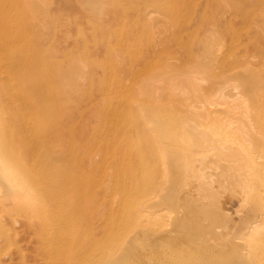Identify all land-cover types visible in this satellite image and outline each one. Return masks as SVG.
Returning <instances> with one entry per match:
<instances>
[{
	"label": "bare ground",
	"instance_id": "bare-ground-1",
	"mask_svg": "<svg viewBox=\"0 0 264 264\" xmlns=\"http://www.w3.org/2000/svg\"><path fill=\"white\" fill-rule=\"evenodd\" d=\"M154 1L148 2L155 7L139 6L134 17L137 42L151 33L150 21L161 23L166 17L175 26L172 36L166 35L171 27L163 33L167 40L159 37L163 31L156 40L163 26L151 27L155 40L149 38L136 51L142 57L139 71L123 74L122 89L113 88L118 97L106 114L87 121L86 134L74 142L94 151L69 165L90 175L83 185L76 182L93 208L103 211L94 235L108 231L91 246L71 239L76 243L68 258L71 264H258L264 260V0H202L204 12L220 9L219 17L204 16L208 23L198 24L202 32L210 31L207 38L190 29L199 16L192 15L190 4L174 12L168 8L165 16L156 8L161 0ZM99 2L91 0L89 6L94 9ZM104 17L109 24L114 18ZM249 17L253 23L240 31L237 26L244 27ZM249 43L263 45L261 60L226 52ZM175 44L178 49H165ZM20 83L21 90L33 84L30 79ZM83 122L80 118L77 126ZM12 158L0 142V181L6 187L0 208L25 207L38 195ZM62 164L58 156L46 178L58 180L55 172ZM97 177L100 186L94 183ZM55 216L62 223L64 214Z\"/></svg>",
	"mask_w": 264,
	"mask_h": 264
},
{
	"label": "rangeland",
	"instance_id": "rangeland-1",
	"mask_svg": "<svg viewBox=\"0 0 264 264\" xmlns=\"http://www.w3.org/2000/svg\"><path fill=\"white\" fill-rule=\"evenodd\" d=\"M90 1L0 0V142L4 144L7 155L13 157L15 166L29 181L28 185H35L33 189L38 193L37 199L32 198L25 207L7 204L0 208L3 209L0 210V257H4L0 264H67L68 261L71 264L68 251H71L78 239L85 240L91 246L98 239L106 237L108 230L104 229L94 235L97 224L103 222V211L93 208L90 197H85L83 186L79 187L76 182L79 179L83 185V182L89 181L90 175L79 173L75 163L69 165L71 160L88 157L94 151L78 148L74 142L86 134L87 121L100 119L106 114L111 99L118 97V93H113L114 89L116 92L122 89L118 84L123 74L139 71L142 57L137 55V49L149 38L167 40L172 36L175 26L173 29L167 17L166 24L165 21L157 22L163 26V30L157 23L150 21V25H153L150 26L151 33L148 35L146 32V39L137 42L139 30L134 17L138 15L137 10L143 7L141 5L151 4L155 7L154 0H100L101 3L94 9L89 6ZM148 1L154 2L152 4ZM164 1L161 0V5L157 1L156 8L166 11L165 16L169 9L174 12L190 4L192 15H199L190 29L200 31V36L204 35L205 38L207 34L210 36V31L202 32L203 28L199 26L200 22H205L204 16L210 17L208 20L212 16H220L217 14L220 9L216 7V12L213 8L204 12L201 3L206 0L200 3V0H191V3L190 0H186V3L181 0L184 5L180 0ZM180 3L182 6H179ZM198 4L200 9L197 10L200 11L197 14L195 8ZM247 13L253 18L251 12ZM108 15L114 17L113 20L109 19L110 24L102 19L103 16L110 18ZM251 17L248 18L249 22L242 25L244 27L237 28L247 31L254 21ZM146 20H142L143 24L148 23V20L145 23ZM207 23H203L204 26ZM166 25L169 28L164 32ZM156 26L159 30L154 31V34L152 29L157 31ZM237 31L234 29L232 33ZM161 32H167L169 37L165 39L164 34L159 36ZM152 33L155 37L151 36ZM190 43L188 47L198 46ZM171 46L165 49L169 51L179 48L176 44ZM262 48L263 45L259 43L237 44L226 52L245 59L255 57V61L261 60ZM27 79L33 84L24 90L19 89L22 86L20 82ZM131 83L134 82L131 80ZM124 86L127 89L132 87L128 84ZM91 101L93 106L87 109ZM79 116L84 119L81 127L77 126ZM49 150L57 154L46 156ZM58 156L63 168H58L55 174L60 178L50 181L46 175ZM94 183L100 186L101 177H97ZM5 189L3 181H0V192ZM97 189L95 187L94 191ZM80 192L82 197L79 196ZM61 213L64 216L61 217ZM55 215L62 218V223ZM260 250L258 253L264 252ZM260 256L262 258L264 254ZM258 257L259 261L261 258Z\"/></svg>",
	"mask_w": 264,
	"mask_h": 264
}]
</instances>
